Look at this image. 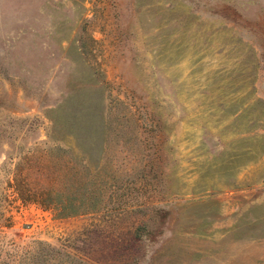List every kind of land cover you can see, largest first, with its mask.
I'll return each instance as SVG.
<instances>
[{
    "label": "rangeland",
    "instance_id": "obj_1",
    "mask_svg": "<svg viewBox=\"0 0 264 264\" xmlns=\"http://www.w3.org/2000/svg\"><path fill=\"white\" fill-rule=\"evenodd\" d=\"M0 264H264V0H0Z\"/></svg>",
    "mask_w": 264,
    "mask_h": 264
},
{
    "label": "trees",
    "instance_id": "obj_2",
    "mask_svg": "<svg viewBox=\"0 0 264 264\" xmlns=\"http://www.w3.org/2000/svg\"><path fill=\"white\" fill-rule=\"evenodd\" d=\"M42 200L45 202L50 201L53 206L57 207L60 212V215H73L77 213H81L83 210H77L75 208L76 202H73V196L71 194L62 195L60 192L53 194H44Z\"/></svg>",
    "mask_w": 264,
    "mask_h": 264
}]
</instances>
